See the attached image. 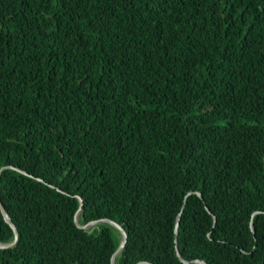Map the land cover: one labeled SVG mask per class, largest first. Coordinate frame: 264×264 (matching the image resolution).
Wrapping results in <instances>:
<instances>
[{
  "label": "trees",
  "instance_id": "1",
  "mask_svg": "<svg viewBox=\"0 0 264 264\" xmlns=\"http://www.w3.org/2000/svg\"><path fill=\"white\" fill-rule=\"evenodd\" d=\"M4 167L0 264H111L78 197L116 264H264V0H0Z\"/></svg>",
  "mask_w": 264,
  "mask_h": 264
},
{
  "label": "water",
  "instance_id": "2",
  "mask_svg": "<svg viewBox=\"0 0 264 264\" xmlns=\"http://www.w3.org/2000/svg\"><path fill=\"white\" fill-rule=\"evenodd\" d=\"M5 169H8V167H4V168L0 169V177H1V173ZM12 169H16V168L12 167ZM17 170L19 172L25 174V175H28L27 172H25V171H22V170H19V169H17ZM51 187L57 189L60 192H63L60 188H56L53 185H51ZM192 194H196V193H190V194H188V196H190ZM198 195L202 198V195L201 194H198ZM78 199L80 201V208L77 211V214L75 216V223H76V225L78 227H80L82 229H88V228H90V227H92L94 225H99L101 223L106 222V223H109L110 225H112L114 228H116L121 233L122 241H121L118 249L114 253V255L112 257V262H111V264H116V257L122 253V251H123V249H124V247H125V245H126V243L128 241V234H127V232L125 231V229L120 224H118V223H116V222H114L112 220H106V219L93 221V222H90V223H88L86 225H81L79 223V215H80V212H81V207L83 206V200H82L81 197H78ZM206 208H207L208 212L211 213L210 209L208 207H206ZM0 213L2 214V216H3L4 220L6 221V223H8L13 228V230L15 232V240L12 243L4 244V243H1L0 242V249H8V248L14 247L17 244V242H18V232H17V228L15 227V225L13 224V222L11 221V219H10L7 211L5 210V208H4V206H3V204L1 202H0ZM181 216H182V213L178 216L177 222H176V227H175L176 240L178 238V232H179V226H180ZM251 227L253 229V224L252 223H251ZM177 254H178V257L181 259V255L179 253L178 247H177ZM182 261L184 263H186V264L189 263V262L184 261L183 259H182ZM197 263H199V264H206L205 262H197ZM139 264H150V263L142 262V263H139Z\"/></svg>",
  "mask_w": 264,
  "mask_h": 264
}]
</instances>
